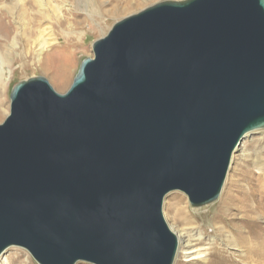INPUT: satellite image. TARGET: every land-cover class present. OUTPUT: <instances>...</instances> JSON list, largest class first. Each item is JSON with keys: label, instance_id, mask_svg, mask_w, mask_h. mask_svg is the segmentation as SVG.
I'll return each instance as SVG.
<instances>
[{"label": "water", "instance_id": "obj_1", "mask_svg": "<svg viewBox=\"0 0 264 264\" xmlns=\"http://www.w3.org/2000/svg\"><path fill=\"white\" fill-rule=\"evenodd\" d=\"M66 94L20 82L0 125V257L174 264L175 191L217 200L264 128V0L162 2L93 44Z\"/></svg>", "mask_w": 264, "mask_h": 264}, {"label": "rangeland", "instance_id": "obj_2", "mask_svg": "<svg viewBox=\"0 0 264 264\" xmlns=\"http://www.w3.org/2000/svg\"><path fill=\"white\" fill-rule=\"evenodd\" d=\"M125 1L127 0H0V51L7 60L5 73L8 81L0 100V108L5 112L0 125L10 113L11 94L20 82L31 78H45L57 93L66 94L83 61L93 58L94 42L105 37L115 23L162 2L187 0H130V5L124 4ZM128 6L134 9L119 13ZM114 10H118V14L113 15ZM66 64L69 71L64 82L58 78V70ZM242 141L244 144V139ZM261 192H264V128L251 132L245 139L244 148L242 145L236 148L223 190L217 200L195 207L187 195L175 191L166 196L163 213L175 234L183 229L189 231V240L193 246H188L187 249L204 250L210 240L216 238V245L224 251L223 264H235L240 260V255H246L241 241L236 242L235 247L227 248L226 236L219 239L212 233L214 214L204 215L198 221H195L194 215L203 214L213 207L220 212L218 206L225 202L227 207L221 214L228 217L224 224L227 225L226 228L230 226L227 230L231 236L234 228L247 230L248 206H258ZM179 210L190 212V220L194 222L185 225L184 222H178L176 211ZM253 218L257 221V226L264 229V214L260 217L253 215ZM182 252L179 241L174 264H202L201 261H190L185 257V252ZM0 264L38 263L27 250L11 247L0 257Z\"/></svg>", "mask_w": 264, "mask_h": 264}, {"label": "bare ground", "instance_id": "obj_3", "mask_svg": "<svg viewBox=\"0 0 264 264\" xmlns=\"http://www.w3.org/2000/svg\"><path fill=\"white\" fill-rule=\"evenodd\" d=\"M181 2H183V1H181ZM124 4L130 5V0L125 1ZM139 6L140 5L138 4L137 7H139ZM132 8H133L132 6H128L122 12L118 11L119 8H115L118 10H114L115 12L112 14L115 15V14H118V12L120 14L126 13L128 11H131ZM6 64H7V60H6L5 56L0 51V100H1L2 95H3L2 92L5 89V86L8 82L6 79V73H5ZM58 71L60 72V74L58 75L59 76L58 78L62 79V81L65 82V78L67 77V73L69 71L68 64L63 65L61 67V69ZM0 104H1V102H0ZM4 113L5 112H3V110L0 108V119L3 117ZM251 132H253V131H251ZM251 132L247 133L244 136V138H243L244 144L241 143L243 141L240 142L241 144H239V145L240 146L242 145V148L245 147V139L250 136ZM231 161H232V159H231ZM261 194L262 195L260 196V199L258 201V206L257 205L256 206H248L249 208L247 209V227H245V229H247V230L243 231V228H239V227L234 228V229H232L233 232L230 234L231 236H229L228 233H230V232L227 230L230 226L228 228H226L227 225L224 224L225 221H228V217H224L221 214L222 211H224L227 207L226 206L227 204H225V202H222L223 205L219 204L218 208L220 209V212H218V210H215L213 207V208L209 209L207 212H204L203 214L201 213V214L194 215V216H196L195 221H198V220H201L200 217H202L204 215L209 216L211 214H214L213 218L211 217L212 223H213L212 224V227H213L212 233H213V235H215L219 239H220V237L224 238L226 236L227 241H228L227 242L228 245H226L227 248L228 247L230 248L231 246L235 247V243L236 242L238 243L239 240L241 241V243L244 245V248L246 249V255L245 254L240 255V257H239L240 260L236 261L235 264H264V229L262 227L259 228L257 226V221L254 220V218H253V215H256V217H260L261 215L264 214V192H261ZM165 199H166V197H165ZM164 202H165V200H164ZM163 207H164V205H163ZM176 212H177L176 219L181 224H183L182 222H184V225L188 224V223L191 224L194 222V220L193 221H192V219L190 220V218H191L189 215L190 212L186 211L188 214L186 212H184V210H179V212L178 211H176ZM177 221H176V223H177ZM176 236H177L178 242L180 241L181 250L183 251L182 253L185 252V257L189 258L190 261H192V262L201 261L202 264H215V263L223 264V262H224V259H223L224 251L221 250L220 247H218L216 245V242H215L216 238L214 240H210L206 249H204V250H193L190 248L187 249L188 246H193L192 241L189 240L191 235L187 229H183V230L179 231L176 234ZM186 237H187V241H186ZM217 241H219V240L217 239ZM178 246H179V243H178ZM216 260H218V261L216 262ZM228 264H234V263L232 262V263H228Z\"/></svg>", "mask_w": 264, "mask_h": 264}]
</instances>
